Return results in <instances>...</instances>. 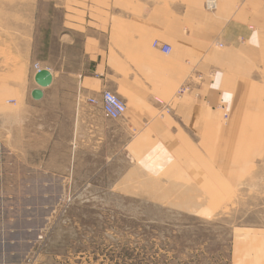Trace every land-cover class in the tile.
<instances>
[{
    "label": "rangeland",
    "instance_id": "obj_1",
    "mask_svg": "<svg viewBox=\"0 0 264 264\" xmlns=\"http://www.w3.org/2000/svg\"><path fill=\"white\" fill-rule=\"evenodd\" d=\"M70 1L0 0V264H232L233 239L264 233V185L238 175L226 101L191 146L127 150L100 133L70 181L15 188L6 145L33 67L77 69L97 52L69 26Z\"/></svg>",
    "mask_w": 264,
    "mask_h": 264
},
{
    "label": "crops",
    "instance_id": "obj_2",
    "mask_svg": "<svg viewBox=\"0 0 264 264\" xmlns=\"http://www.w3.org/2000/svg\"><path fill=\"white\" fill-rule=\"evenodd\" d=\"M215 1L213 11L207 0L67 2L69 26L95 41L97 52L81 68L48 70L52 84L40 100L30 96L36 84L22 94L20 117L3 144L15 188L70 181L84 152L100 151V133L122 135L127 150L191 146L196 128L210 131L211 114L220 124L214 105L225 101L234 112L226 138L236 144L238 175L264 185V0ZM89 25H98L95 36ZM154 41L171 53L152 48ZM103 90L126 105L116 123L87 103ZM230 250L232 264H264V233L237 236Z\"/></svg>",
    "mask_w": 264,
    "mask_h": 264
},
{
    "label": "built area",
    "instance_id": "obj_3",
    "mask_svg": "<svg viewBox=\"0 0 264 264\" xmlns=\"http://www.w3.org/2000/svg\"><path fill=\"white\" fill-rule=\"evenodd\" d=\"M216 8L215 0H207L206 2V10L213 11ZM152 48L159 50L161 53L166 55L171 53V48H169L165 44H159L157 41L152 42ZM218 47L221 48L220 45ZM35 71L39 70L38 66L33 67ZM88 104L91 106H99L101 108L104 117L109 120H118L123 117L126 110L125 103L117 96L113 95L111 92L107 90H103L100 94V101L96 99L90 98L87 99Z\"/></svg>",
    "mask_w": 264,
    "mask_h": 264
},
{
    "label": "water",
    "instance_id": "obj_4",
    "mask_svg": "<svg viewBox=\"0 0 264 264\" xmlns=\"http://www.w3.org/2000/svg\"><path fill=\"white\" fill-rule=\"evenodd\" d=\"M34 83H36V85H38L40 88L44 89L49 87L52 83V78L50 73L47 70H42L39 71L35 76H34ZM31 99L38 101L40 100L42 93L41 90H33L30 93Z\"/></svg>",
    "mask_w": 264,
    "mask_h": 264
},
{
    "label": "bare ground",
    "instance_id": "obj_5",
    "mask_svg": "<svg viewBox=\"0 0 264 264\" xmlns=\"http://www.w3.org/2000/svg\"><path fill=\"white\" fill-rule=\"evenodd\" d=\"M39 67V66H38ZM39 70H37V71H35V69H34V76L39 72V71H42V70H46V69H41V67H39L38 68ZM48 71V70H47ZM49 72V71H48ZM50 73V72H49ZM50 75H51V73H50ZM34 76H33V78H34ZM51 78H52V76H51ZM33 81H34V79H33ZM36 84V83H35ZM36 86H38V85H36ZM38 89H42V88H40L39 86H38V88L37 89H35V90H38ZM41 93H42V91H41ZM97 101H100V100H97ZM98 107V106H97ZM100 108V107H99ZM100 110H101V108H100ZM102 112V111H101ZM104 115V114H103ZM107 119V118H106Z\"/></svg>",
    "mask_w": 264,
    "mask_h": 264
}]
</instances>
